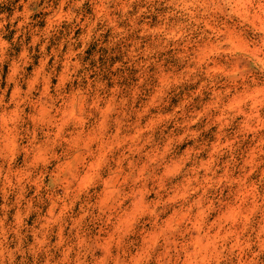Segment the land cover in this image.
<instances>
[{
  "label": "clouds",
  "instance_id": "9594fccd",
  "mask_svg": "<svg viewBox=\"0 0 264 264\" xmlns=\"http://www.w3.org/2000/svg\"><path fill=\"white\" fill-rule=\"evenodd\" d=\"M0 264H264V0H0Z\"/></svg>",
  "mask_w": 264,
  "mask_h": 264
}]
</instances>
